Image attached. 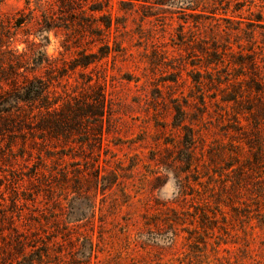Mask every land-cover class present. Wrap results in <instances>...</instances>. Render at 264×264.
<instances>
[{"label": "rangeland", "instance_id": "1", "mask_svg": "<svg viewBox=\"0 0 264 264\" xmlns=\"http://www.w3.org/2000/svg\"><path fill=\"white\" fill-rule=\"evenodd\" d=\"M0 264H264V0H0Z\"/></svg>", "mask_w": 264, "mask_h": 264}]
</instances>
